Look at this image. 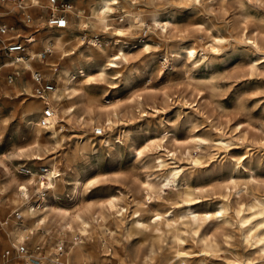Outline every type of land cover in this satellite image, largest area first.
<instances>
[{
  "label": "rangeland",
  "instance_id": "1",
  "mask_svg": "<svg viewBox=\"0 0 264 264\" xmlns=\"http://www.w3.org/2000/svg\"><path fill=\"white\" fill-rule=\"evenodd\" d=\"M37 1L40 5H48L45 0ZM66 1L73 10L80 9L83 13H87L88 6L94 2ZM119 1L113 16L115 23L121 20L124 9H131L141 12L145 24L135 28L123 40L114 34L100 31L96 34L107 50L124 43L129 64L120 69L117 78L109 68L104 77L98 76L95 74L97 67L91 70L92 80H86V76L79 78L75 86L79 98L75 111L62 115L53 110L57 137L64 138L59 147L53 149L55 143L50 128L44 127L39 115L40 106H50L44 105L46 98L31 96L35 95L32 81L24 91L17 86L19 76L13 85L6 86L10 88L5 90V97L0 93V161L7 167L0 162V253L9 254L10 264H23L17 251L23 244L34 255L36 246H40V257L49 254L61 258L66 246L73 245L76 239L64 236L62 242L59 241L56 232L59 209L73 212L76 206L83 210L91 206V211L96 214L103 206L106 210L103 213L114 232L95 225L80 239L77 230L76 237L85 245L87 253L82 264L116 261L131 264L132 259L148 246L160 241L150 228H138L132 223L131 214L136 215L133 213L135 202L144 207L141 214L148 220L154 218V209L166 210L167 214L174 210L180 215L188 213L189 205L203 210L220 202L226 206L223 218L206 219L196 235L190 231L182 232L184 250L192 252L186 262L179 261L172 253L176 245L164 235L161 249L151 256L149 264H264V0ZM2 6L15 9L9 1L0 4V8ZM34 8L36 14H33L32 24L23 21L16 13L18 9L12 14L13 20L6 22L16 29V35L10 39H19L24 47L20 53L13 54L0 50V74L3 73L0 80L4 85L11 71H7L10 66L2 68L1 62L5 63L15 55L25 57L26 41L42 25L47 26V8L39 21L36 19L39 6ZM154 10L159 11L161 20L169 17L171 22L166 29H160V25L156 27L151 20L150 14ZM70 16L67 29H52L72 40L70 35L77 32L78 17L72 13ZM83 34L85 41L93 37L88 29ZM218 34L226 40L217 50L210 49L209 44ZM253 38L260 45L259 54L250 44L249 39ZM192 41L205 46L204 51L198 48L199 61L193 65L180 51L182 44ZM143 42L148 44V49ZM83 46L87 49L86 43ZM67 48L77 53V47ZM91 53L96 56L95 50L91 49ZM49 54L44 53V56ZM255 59L257 65L252 68ZM23 77L22 82L32 80L28 73ZM112 85L116 88H111ZM105 92L120 99L118 110L124 121L108 130L111 146L102 144L103 132L100 136L94 134L97 122H104L105 116L98 117L97 109L104 104ZM137 95L142 98L141 104ZM123 126L129 132L121 143L117 136ZM198 135L207 141L195 143L191 137ZM218 137L231 143L229 149L214 146L213 140ZM151 138H163L164 147L176 151L174 162L170 164L183 167L181 183L184 186L181 187L186 189V195H175L176 187H170L162 192V197L155 200L148 197L142 184L145 175L159 173L158 156L164 159L170 156L166 151L156 153L151 150L137 156L136 148ZM75 147L82 148L76 150ZM19 150L24 151L22 155H16ZM54 156L60 199L46 195L50 207L35 215L36 219L48 214L45 224L25 243L16 245L11 240V233L12 228L21 223L17 210L22 204L15 206L11 202L12 192L17 183L24 182L31 188L40 179L33 181L30 175L18 170L50 168L48 161ZM74 178H81L84 184L78 194L70 191ZM115 198L128 206V216L123 224L113 218ZM30 199L36 206L39 196L35 190L30 189ZM190 226L188 222L180 228ZM249 229L259 234V241H246ZM59 246H62L60 253L57 251ZM107 252L108 256L105 255ZM38 264L49 263L45 258H39Z\"/></svg>",
  "mask_w": 264,
  "mask_h": 264
},
{
  "label": "bare ground",
  "instance_id": "2",
  "mask_svg": "<svg viewBox=\"0 0 264 264\" xmlns=\"http://www.w3.org/2000/svg\"><path fill=\"white\" fill-rule=\"evenodd\" d=\"M8 1L15 7V9L5 6L0 8V19L6 21H8L11 14L18 9L13 0H7L3 3L0 2V4H4ZM125 1L130 2L132 0ZM119 3V0H94V2L88 6L87 13H83L80 9H71V13L78 17L77 32H72L70 35L72 40L65 39L63 34L60 32L57 33L52 29V27L42 25V28L37 30L36 33L26 41L24 48V53L26 54L25 57L15 55V57L11 59H6L5 63L1 62L2 68L10 66V70H13L11 73L15 74V77L12 84L19 76H21V78L17 80V86H21L24 91L27 90L31 81L33 83L35 82V72L44 75L42 76L44 80L50 81L53 84L54 90L51 92L49 98L48 95L50 93L44 98L35 96L34 94H31V96L38 97L42 100H45L46 98L47 101L44 105L47 104L50 106L48 108L40 106L39 109L42 111L39 112V115L43 119L42 123L44 124V127L50 128V132L55 143L53 145L54 150L59 147L61 140L64 141L62 136L57 137L58 128L54 126L56 122L55 116L53 115L54 111L59 114L61 113L62 115L71 114L75 111L76 104L79 103V98H77L78 96L75 93V86L80 80L79 78L86 76V80H92L94 74L91 73V70L93 67L98 68V71H95L97 72L95 74L100 77H104L106 75V69L109 68L117 75L114 76V78H117L118 73H120V69L129 64V53L125 50L124 43L120 42L115 48L112 47V49L107 50L104 46V42H102L96 34L99 31L102 33L114 34L123 40V37L127 38L135 28L145 24V18L141 12L131 9H124L123 14L120 15V17L122 16L121 20L118 23H115L116 18L113 16L115 15L114 12ZM34 6H39V11L42 12L48 5H40L37 0H32V7L30 8H33ZM150 18L156 27L160 25V29L162 30L164 28L166 29L171 22L169 17L161 20V14L157 10L151 12ZM36 19L39 21L41 19V15H37ZM67 28L68 27H65L64 30ZM85 29H88L93 34V37L89 38L87 41L84 40L86 39V36L83 34ZM15 35L16 29L11 26V29L1 37V40H6L12 37L14 38ZM224 40H226V38L222 34L215 35L212 39L213 42L209 44L210 49L217 50ZM249 41L250 44L253 45L255 51L259 54L260 45L257 40L253 38L249 39ZM77 43L78 46H76ZM85 43L87 49L83 46ZM143 44L145 48L148 49V44L145 42H143ZM68 46L77 47V53L75 50L73 51L68 49ZM199 47H201L202 51L205 50L204 44H200L195 41L185 43L180 46V51L184 54L185 58L190 61L191 65L196 64L199 61L197 58ZM45 48L50 49L49 55L44 56ZM91 49H93V51L95 50L96 56L91 53ZM202 56L205 57L204 52H202ZM52 63L54 64L52 65ZM256 65L257 60L255 59L253 60L251 67L253 68ZM25 73H28L29 78L32 80L27 81L25 79L22 82ZM0 76H3L2 73ZM20 80L21 84H19ZM0 82L2 84V80H0ZM3 87L4 85H0V93L3 97H5L4 93L7 88ZM111 88H116V85H112ZM103 98L104 104L98 107L97 115L98 117L105 116V118L104 122H97V129H101L103 132L102 144L111 146V135L108 133V130H111L113 126L119 122L124 124V121H121L118 110V102L120 99L115 95L109 96L108 92L104 93ZM137 99L141 104L142 98L140 95H137ZM45 110L48 112V116L45 114ZM128 132L129 131L125 127L120 129L117 136L119 138L118 142L120 141L123 143L124 137L128 136ZM191 138L197 144H202L207 141V139L199 137V135L192 136ZM163 141V138H159L157 140L151 138L147 140L143 146L136 148L135 151L137 156H142V154L148 150L155 151L156 153L166 151L168 152V155H170L169 158L166 159L172 160L171 162H167L166 159L158 156L157 170H159V173H145L146 175L142 184L148 192V197L153 200L157 197H162V192L170 189V187H176V191L173 192L175 195H186V189L181 187L184 186L182 184L183 167L178 164H170L174 162L176 151L166 149ZM213 141L214 146L217 148H228L231 144L228 140L222 137H218ZM37 146H39V144H37ZM80 148L75 147L74 149L79 150ZM23 152L24 151L19 150L16 155H22ZM55 159V156L51 157L48 161V163H50V168H44L42 171L28 168L26 170H18V172L30 175L29 177L33 181L38 178L40 179H38V183L35 182L36 184L32 185L31 188H29L24 182L17 183L15 192H12L13 197L11 198V202L14 203L15 206L22 204V206H20L17 210V215L20 218L21 223L16 224L15 228H12L14 231L11 233V240L16 245L25 243L36 233L38 228H41L45 224L48 214L38 216L36 219L35 215L39 211H45L50 207L49 200L46 195L49 194L55 199H60V195L57 193V168ZM2 165L6 167L4 163H2ZM83 185L84 184L81 178H74L70 185V191L74 194H78L83 188ZM30 189L33 191L35 190V194L40 198L39 201L42 202V205L38 208L33 205L30 199ZM114 203L116 208L113 218L117 223L123 224L128 216L127 203L121 202L118 198H115ZM138 204V202H135V208L133 210V213H136V215L133 216V214H131L132 223L138 228H150L155 237L160 241L154 242L148 246L144 252L132 259L131 264H149L151 256L157 251V249H161L160 243L162 242L164 235L168 236L171 242L176 245V248L172 253H174L176 257H179V261L186 262L192 252L184 250V237L182 236V232L190 231L192 234L196 235L203 221L206 219H216L218 217L223 218L226 213V206L224 203L219 202L218 204L216 203L217 206L203 210L193 209L192 206L189 205L187 208L188 213L180 215L175 214L174 210H172L170 214H167L166 210L157 211L154 209L152 215L154 218L152 220H148L141 214V210H143L144 207H140ZM147 207H150V204ZM86 208L87 210H83L80 206H76L73 212H69L67 209H59L56 213L58 216L56 221V232L59 241L62 242L61 237L64 236L69 238L75 237L76 241L73 245L66 246V250L60 254L61 258L50 257L48 254L45 257L39 256L40 260H44L45 258L49 264H82V261L85 259L87 253H85V245L81 244L76 237L77 230L81 235V237H79L80 239L84 235L89 234L94 229L95 225L104 226L110 233L114 232V229L108 221L109 219L103 213L106 211L103 206H100L102 211L100 210V212H97L96 214L91 211V206H86ZM188 222L191 226L182 230L180 225H184ZM258 235L259 234L256 231H251L249 229L245 235V239L247 242L259 241L260 237ZM108 250L110 251V249ZM105 255L108 256V252L105 253ZM38 263L39 260L34 264ZM110 264H120V262L116 261L111 262Z\"/></svg>",
  "mask_w": 264,
  "mask_h": 264
},
{
  "label": "built area",
  "instance_id": "3",
  "mask_svg": "<svg viewBox=\"0 0 264 264\" xmlns=\"http://www.w3.org/2000/svg\"><path fill=\"white\" fill-rule=\"evenodd\" d=\"M7 0H0L1 3ZM18 7V11L23 21L30 25L33 23V14L30 12V7H32V0H13ZM48 3L47 14L45 16V23L48 27L52 28H65L68 26L71 19V9L72 5L66 0H45ZM37 28V27H36ZM11 29L3 19H0V50L5 51L7 54L20 53L23 50V44L19 39L1 40V37ZM50 49H44V53H49ZM1 69V68H0ZM8 74L5 78V84L10 85L13 81L14 74ZM34 92L38 97H45L48 93L54 90L53 84L46 82L40 73H34ZM45 114L48 116V112L45 110ZM94 134L97 136L102 135L101 129H95ZM40 199V198H39ZM42 199V198H41ZM39 201V200H38ZM36 203V207H40L42 202ZM35 255L30 253L28 249L22 244L18 248V253L22 256L23 264H34L39 260V255L41 254V247L36 246ZM59 253L62 251V246L58 247ZM0 263L10 264L9 254L7 252L0 253Z\"/></svg>",
  "mask_w": 264,
  "mask_h": 264
},
{
  "label": "crops",
  "instance_id": "4",
  "mask_svg": "<svg viewBox=\"0 0 264 264\" xmlns=\"http://www.w3.org/2000/svg\"><path fill=\"white\" fill-rule=\"evenodd\" d=\"M30 12H31L32 14H36V13H35V8H34V7H33V8H30ZM42 13H43V11L40 12V13H38V14H40V15L43 16ZM12 14H13V13H12ZM12 14H11L10 19H9L8 21H6V20H4V21H5V22H10L11 19H12ZM9 70H10V69H8L7 71L9 72ZM10 71H13V70H10ZM0 72H1V71H0ZM2 75H3V73H2ZM15 81H16V80H15ZM13 84H14V83H13ZM13 84H12V85H13ZM0 85H1V83H0ZM3 85H4V84H3ZM6 86H7V85H4L5 88H7V89L10 88V87H6ZM50 94H51V93H50ZM34 97H35V96H34ZM36 98H38V97H36ZM38 99H39V98H38Z\"/></svg>",
  "mask_w": 264,
  "mask_h": 264
}]
</instances>
